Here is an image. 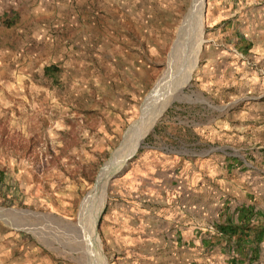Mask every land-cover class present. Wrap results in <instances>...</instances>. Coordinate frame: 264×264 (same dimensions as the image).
I'll return each mask as SVG.
<instances>
[{
  "label": "rangeland",
  "instance_id": "rangeland-1",
  "mask_svg": "<svg viewBox=\"0 0 264 264\" xmlns=\"http://www.w3.org/2000/svg\"><path fill=\"white\" fill-rule=\"evenodd\" d=\"M194 1L100 0L96 25L80 40L62 33L49 57L24 40L33 39L31 27L18 32L0 23L7 45L0 52V264H184L170 247L173 191L148 180L145 157L148 146L179 136L192 143L184 146L194 152L190 166L203 165L216 152L210 147L226 139L222 132L236 134L242 115L264 98L235 40L236 5L253 0H203L202 41L187 85L108 176L100 205L99 189L86 195L125 131L123 146L151 109ZM51 58L59 69L53 82L41 68ZM229 141L235 146L236 138ZM90 248L99 260L95 252L90 259Z\"/></svg>",
  "mask_w": 264,
  "mask_h": 264
},
{
  "label": "crops",
  "instance_id": "crops-1",
  "mask_svg": "<svg viewBox=\"0 0 264 264\" xmlns=\"http://www.w3.org/2000/svg\"><path fill=\"white\" fill-rule=\"evenodd\" d=\"M99 1L0 0V23L17 26L18 32L20 27H31L29 35L33 39L24 40L35 42L36 51L48 53L49 57L52 45L60 40L62 33L72 30L74 38L80 40L87 25H96ZM253 2L243 5L242 10L236 5L242 23L235 40L237 54L252 60L253 82L259 88L258 96L262 97L264 0ZM231 11L229 16L235 14L234 8ZM245 46L248 48L243 50ZM6 48L0 41V52ZM49 64L56 65L51 58L41 68ZM254 103L252 110L242 115V125L236 134L222 132L226 139L219 146L210 147L216 152L206 156L203 165L190 166L187 156L194 152L189 149L186 154L184 146L192 143L184 137L168 135L165 145L148 146L146 164H152L148 180L162 181L170 193L178 194L181 190L188 193L180 198L172 193L166 199L170 212L176 214L173 217L169 212V222L176 223L170 228L174 234L170 247L184 264L196 260H203L204 264H264V98ZM209 122L211 125V119ZM233 138H236L235 146L229 141ZM220 225H234L237 232L232 236L219 233ZM202 229L203 233L199 231Z\"/></svg>",
  "mask_w": 264,
  "mask_h": 264
},
{
  "label": "bare ground",
  "instance_id": "bare-ground-1",
  "mask_svg": "<svg viewBox=\"0 0 264 264\" xmlns=\"http://www.w3.org/2000/svg\"><path fill=\"white\" fill-rule=\"evenodd\" d=\"M202 12L203 0H195L183 22L184 24L179 36V38L182 37L179 49L172 56V60L168 65L167 71L161 79L160 88L153 98L154 100L151 109H149L148 114L145 117L141 118L138 126L133 130L131 129L132 131L127 137L124 146L122 145L123 147L120 148L116 153L112 164L105 172L104 177L102 178L103 175L101 176L102 180L100 179V184L98 186L99 192H97L98 195L96 197V199H98V205L101 203L108 176L113 170L126 163V161L129 159L128 157L132 155V153L136 151L137 148H139V143L143 140L144 136L152 127L155 120L163 113V110L166 108V106L170 104L172 100L176 99L183 88L187 85L189 75L191 74V69L196 63L199 45L202 41ZM98 209L99 207H97L96 210ZM93 220L95 221V217ZM94 221L92 224L95 223ZM92 248H90L89 251L91 258H88L93 260V253L95 252L97 256H95V258L96 260H99V254H97L95 250L93 252ZM87 264L96 263L89 260Z\"/></svg>",
  "mask_w": 264,
  "mask_h": 264
},
{
  "label": "trees",
  "instance_id": "trees-1",
  "mask_svg": "<svg viewBox=\"0 0 264 264\" xmlns=\"http://www.w3.org/2000/svg\"><path fill=\"white\" fill-rule=\"evenodd\" d=\"M248 48V46H245V48L243 50H246ZM59 69L56 65L54 64H49L46 66L42 67V74L49 78L52 82L56 81L57 79V75H58ZM5 183V172L3 170L0 169V188L1 186H3ZM218 232L219 233H224L228 236H232L235 235L237 232V228L236 226H229V225H225V226H217Z\"/></svg>",
  "mask_w": 264,
  "mask_h": 264
},
{
  "label": "water",
  "instance_id": "water-1",
  "mask_svg": "<svg viewBox=\"0 0 264 264\" xmlns=\"http://www.w3.org/2000/svg\"><path fill=\"white\" fill-rule=\"evenodd\" d=\"M129 129V128H128ZM127 129V130H128ZM127 130L125 131L124 135L122 136V139L121 141L119 142L118 146L109 154L108 158L106 159V161L102 164V166L100 167L96 177H95V181H94V184L92 186V188L90 189V191L88 192V194L86 196H88L90 193L96 191V189H98V186L100 184V179H101V176L103 175V173H105L109 167L111 166L112 164V161L116 155V153L118 152L119 148L122 146L123 144V139L125 137V134L127 132ZM116 174V172L113 174V176ZM112 177V176H111ZM22 211H26V210H22Z\"/></svg>",
  "mask_w": 264,
  "mask_h": 264
}]
</instances>
